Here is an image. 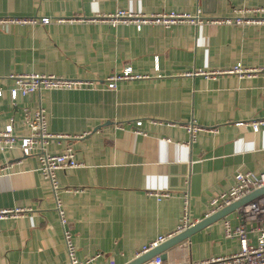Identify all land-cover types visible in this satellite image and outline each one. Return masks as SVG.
Listing matches in <instances>:
<instances>
[{
	"label": "crops",
	"instance_id": "0c3cea01",
	"mask_svg": "<svg viewBox=\"0 0 264 264\" xmlns=\"http://www.w3.org/2000/svg\"><path fill=\"white\" fill-rule=\"evenodd\" d=\"M263 7L264 0H0V20H51L0 24V132L11 124L14 136H28L25 116L43 110L47 132L59 136L45 152L69 149L80 163L56 173L54 195L37 156H23L18 147L0 150V212L16 213L0 219V264H67L55 197L81 264H128L157 237L176 231L185 195L195 226L221 211L208 215L209 202L229 191L237 173L264 172V131L248 126L264 119V72L183 75L237 65L264 69V23H205L237 8ZM118 11L198 15L204 23L136 30L99 20ZM125 71L138 78L106 88L108 77ZM12 75L94 83L12 100ZM191 124L201 129L194 139L185 128ZM258 201L264 195L201 227L160 264L236 254L239 244L224 237V223L244 225L255 244L264 211L256 217L242 210Z\"/></svg>",
	"mask_w": 264,
	"mask_h": 264
},
{
	"label": "built area",
	"instance_id": "2783aa9c",
	"mask_svg": "<svg viewBox=\"0 0 264 264\" xmlns=\"http://www.w3.org/2000/svg\"><path fill=\"white\" fill-rule=\"evenodd\" d=\"M233 15L225 19L208 20L205 23L213 25H249L264 23V7L263 8H237L233 10ZM98 20V19H97ZM101 22H107L110 25L130 24L135 26L136 30H140L144 25H159L164 28H169L172 25L188 23L191 25H201L204 23L202 19L196 16L187 14H179L175 12L159 13L152 16H144L131 14L124 11H118L113 15L103 16L99 19ZM51 23L49 18L40 19H9L0 20V24H20V25H48ZM258 72H264V69H242L240 66L227 70L226 72H203L186 73V76H206L215 77L219 74H235L240 77L251 76ZM138 77L132 76L129 71H125L121 75H113L105 80L107 89H114L117 82L124 80H132ZM13 81V87L10 90V97L15 100L18 95L28 96L38 94L41 91L54 90H81L91 88L94 82L69 80L56 78L53 76L44 75H12L9 76ZM1 95V92H0ZM26 126L29 130V135L25 137H16L13 135L12 125L9 124L3 132H0V150L8 151L18 147L23 156H37L39 162V172L41 176L47 180L54 192H57L58 186L56 181V173L60 170L75 169L80 166L75 154L67 149L62 154L52 155L45 152V146L50 140H58L59 136H52L47 132L46 116L43 110L36 111L33 116H25ZM140 123H138L139 125ZM248 126L253 133L264 131V119L248 122ZM191 139L201 130L196 125H188L185 127ZM264 188V172L255 174L251 172L237 173L234 176L233 183L228 192L222 193L217 197L212 198L209 202V214H213L222 210L231 204L239 201L246 195L255 190ZM167 193L158 194L159 197H166ZM55 211L62 228V241L67 256V264H81L76 257V246L73 236L68 229V222L61 207V203L55 197ZM264 211V202L258 201L246 206L242 212L246 215L262 216ZM16 215L15 212H0V219L6 216ZM192 223L188 215V198L185 195L183 199V210L180 225L176 231L167 236L157 237L155 240L144 246L141 254L147 253L156 249L172 236L179 234L190 228ZM258 237L255 244H251L248 240V231L244 225H238L232 228L228 223H224V237L227 239H236L239 244V251L230 256H222L210 258L208 260L196 262L194 264H264V228H257ZM91 259L87 260L90 261ZM159 258L154 259V264H160Z\"/></svg>",
	"mask_w": 264,
	"mask_h": 264
},
{
	"label": "water",
	"instance_id": "95a60500",
	"mask_svg": "<svg viewBox=\"0 0 264 264\" xmlns=\"http://www.w3.org/2000/svg\"><path fill=\"white\" fill-rule=\"evenodd\" d=\"M261 195H264V188L251 192L250 194L246 195L245 198L241 199L240 201H237V202L231 204L230 206L224 208L223 210L209 216L208 218H205L204 220H202L201 222H199L195 226H192L191 228H188L185 231L172 236L167 241H165L163 244L159 245L156 249H153V250L141 255L138 258H135L134 260H132L128 264H148L152 259H154L156 257L159 258L160 261L164 260L165 258H164L163 254L168 249H170V248L176 246L177 244L181 243L182 241L188 239L192 233H194L195 231H197L201 227L207 226L210 223L225 217L227 214L233 212L234 210L239 208L241 205H243L248 200H251V199L256 198L258 196H261Z\"/></svg>",
	"mask_w": 264,
	"mask_h": 264
}]
</instances>
